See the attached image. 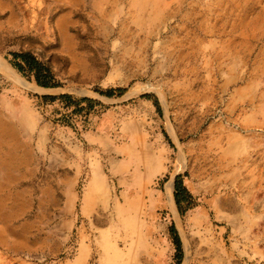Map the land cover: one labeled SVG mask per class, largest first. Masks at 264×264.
Returning a JSON list of instances; mask_svg holds the SVG:
<instances>
[{
    "label": "rangeland",
    "instance_id": "374dc122",
    "mask_svg": "<svg viewBox=\"0 0 264 264\" xmlns=\"http://www.w3.org/2000/svg\"><path fill=\"white\" fill-rule=\"evenodd\" d=\"M0 60V264H264V0H0Z\"/></svg>",
    "mask_w": 264,
    "mask_h": 264
},
{
    "label": "bare ground",
    "instance_id": "6f19581e",
    "mask_svg": "<svg viewBox=\"0 0 264 264\" xmlns=\"http://www.w3.org/2000/svg\"><path fill=\"white\" fill-rule=\"evenodd\" d=\"M9 68V67H8ZM6 67V65L3 63V61L0 60V72L4 73L5 75H7L8 77H11L12 79H14L16 82L23 84L22 82L19 81L18 77L15 75V77H13L11 75V71Z\"/></svg>",
    "mask_w": 264,
    "mask_h": 264
},
{
    "label": "trees",
    "instance_id": "16d2710c",
    "mask_svg": "<svg viewBox=\"0 0 264 264\" xmlns=\"http://www.w3.org/2000/svg\"><path fill=\"white\" fill-rule=\"evenodd\" d=\"M37 84H39L41 86H45L46 85V84H43V83H39L38 81H37ZM173 187H174V201H175L176 206L178 207V199H177V195L176 194H177V190L179 189V186L176 184L175 181H174Z\"/></svg>",
    "mask_w": 264,
    "mask_h": 264
}]
</instances>
